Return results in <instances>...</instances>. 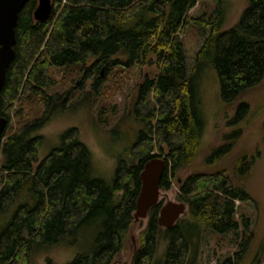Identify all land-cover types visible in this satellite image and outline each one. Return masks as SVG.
<instances>
[{
	"label": "trees",
	"instance_id": "obj_1",
	"mask_svg": "<svg viewBox=\"0 0 264 264\" xmlns=\"http://www.w3.org/2000/svg\"><path fill=\"white\" fill-rule=\"evenodd\" d=\"M38 2L28 0L20 11L15 56L0 91V115L8 120L0 141V213L15 206L0 226V264H31L36 251L69 244V235L96 220H101V230L92 255L78 254L67 264H155L162 234L167 239L163 264H187L192 239L202 229L237 232L236 201L251 200V195L226 167L215 165L232 152L241 135L240 124L250 112L245 96L264 81V0H245L239 20L229 29L223 28L221 0L215 14L197 17L190 11L198 0H52L54 9L46 20L35 18ZM191 20L209 28L193 74L208 66L215 70L220 110H233L227 126L234 129L205 153L210 170H194L180 181L179 170L193 166L201 154L204 130L197 80L187 75L182 41ZM152 65L158 73L137 83L132 102L140 125L127 149L132 161L118 160L112 183L93 176L91 151L78 127L66 129L60 145L34 165L44 143L38 131L56 111L74 108L95 93L123 92L125 76L119 71ZM115 68L116 79L110 76ZM53 70L63 72L61 78ZM87 83L92 90L84 91ZM108 109H100V122L108 123ZM262 128L264 139V120ZM247 154L235 165L241 177L259 152L250 158ZM158 155L165 159L160 187L170 189L178 182V197L188 205L186 218L162 231L159 202L149 211L130 263L116 262L134 218L141 172ZM243 223L239 249L218 264L261 261L264 242L255 248V232L247 235L250 219Z\"/></svg>",
	"mask_w": 264,
	"mask_h": 264
},
{
	"label": "rangeland",
	"instance_id": "obj_2",
	"mask_svg": "<svg viewBox=\"0 0 264 264\" xmlns=\"http://www.w3.org/2000/svg\"><path fill=\"white\" fill-rule=\"evenodd\" d=\"M65 0H62L64 2ZM224 11V29H229L239 20L241 12L245 7V0H221ZM219 0H198L197 5L190 11V15L197 17L203 13L209 15L217 11ZM56 3L55 8H57ZM209 35V28L205 25L196 24L190 21L182 34L186 52L187 75L194 76V66L196 55L200 47ZM159 68L156 65L144 66L140 68L134 66L130 69L119 71L125 76V89L119 93L92 94L86 97L82 103L66 111H56L49 121L38 131L44 136V143L39 151V158L34 162L37 164L56 146L60 145V135L69 127H78L80 129V139L91 151V165L93 176L102 178L108 183H112L115 170L120 158H127L132 161L128 155L127 149L130 147L134 136L140 128L135 121L132 113L133 100L136 93V85L145 75L154 76ZM118 69H114L111 77L116 79ZM56 77L61 78L63 72L52 71ZM197 80L195 87L199 98V108L204 121V130L200 141L201 154L193 166L185 167L179 170L180 181L197 169H211L206 164L205 153L214 145H219L225 139V135H230L234 127H228L227 121L233 116V110L229 109L224 113L220 110L222 100L220 96V84L215 70L208 66L194 76ZM77 82L81 77L77 76ZM81 83V82H80ZM92 90L89 83L86 84L84 91ZM94 93V92H93ZM245 100L250 105V112L240 124L241 135L232 152L227 155L223 161L216 164L217 168L226 167L235 183H245L247 190L251 195V200L236 201L237 219L241 226L239 230L226 234L217 233L213 230L205 231L202 229L192 239V247L188 256L187 264H218L219 261L234 254L240 246V240L245 232L244 218L250 219V230L247 235L255 232L256 244L258 248L260 243L264 242V139L262 123L264 120V81L256 89L250 91ZM101 108H109L108 123H102L99 120V111ZM28 110L27 103H24V111ZM220 112V113H219ZM17 120H14V124ZM230 132V133H229ZM248 152L247 157L257 151L259 154L246 167L244 177L240 176V171L235 168L237 159ZM156 153H161L156 151ZM163 155V154H162ZM160 156V155H158ZM163 157L164 156H160ZM131 158V159H130ZM2 156L0 154V164ZM220 164V165H219ZM215 168V169H217ZM214 169V170H215ZM242 174V173H241ZM2 173L0 172V189L2 187ZM179 185L174 181L170 189H160L159 202L165 204L172 200L181 202L178 197ZM183 202V201H182ZM15 206L8 213H0V226L12 215ZM187 211L184 212L180 220L186 218ZM150 215L140 217L135 220L126 234L124 248L118 254L114 261L130 263L133 253L139 246L140 233L146 228ZM178 219V220H179ZM162 231L164 227L160 226ZM101 230V220L93 221L85 225L75 235H69L66 239L69 244H57L38 250L32 257L31 264H67L78 254L92 255L98 233ZM167 247V239L160 236L154 260L155 264H163V254ZM251 258L246 260L250 264ZM259 264H264V245Z\"/></svg>",
	"mask_w": 264,
	"mask_h": 264
},
{
	"label": "water",
	"instance_id": "obj_3",
	"mask_svg": "<svg viewBox=\"0 0 264 264\" xmlns=\"http://www.w3.org/2000/svg\"><path fill=\"white\" fill-rule=\"evenodd\" d=\"M28 0H0V91L6 79V71L15 56L16 43L15 29L19 14ZM54 9L52 0H39L34 12L37 20L48 19ZM8 120L0 115V141L7 129ZM165 167V159L154 156L144 166L141 172V191L137 199L135 220L146 217L152 207L159 203L160 179ZM186 202L168 201L161 206L158 215L160 226L169 228L173 226L181 215L186 212Z\"/></svg>",
	"mask_w": 264,
	"mask_h": 264
}]
</instances>
